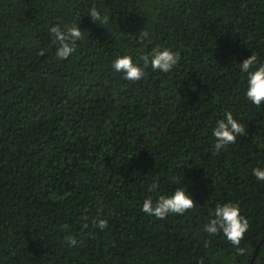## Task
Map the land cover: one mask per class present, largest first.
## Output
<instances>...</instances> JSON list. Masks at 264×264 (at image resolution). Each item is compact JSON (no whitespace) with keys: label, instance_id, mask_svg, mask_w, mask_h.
<instances>
[{"label":"trees","instance_id":"1","mask_svg":"<svg viewBox=\"0 0 264 264\" xmlns=\"http://www.w3.org/2000/svg\"><path fill=\"white\" fill-rule=\"evenodd\" d=\"M73 23L83 39L59 60L50 28ZM158 46L179 53L171 72H115ZM252 52L264 63V0H0V264H264V104L240 68ZM228 111L246 134L216 154ZM180 187L194 209L142 211ZM226 202L249 221L242 256L203 230Z\"/></svg>","mask_w":264,"mask_h":264},{"label":"clouds","instance_id":"2","mask_svg":"<svg viewBox=\"0 0 264 264\" xmlns=\"http://www.w3.org/2000/svg\"><path fill=\"white\" fill-rule=\"evenodd\" d=\"M93 21H100L106 24L109 20L107 15L101 12L93 5L88 13ZM53 37L52 42L57 45L55 56L59 60H65L73 55L77 50V42L83 39L82 30L79 25L73 23L65 24L63 28L57 24L50 28ZM141 39L149 38L147 31L141 32ZM143 66L133 62L131 55L118 56L113 61L115 72L122 73L123 78L136 82L145 78V69L150 65L153 70L163 73H169L179 62L180 55L170 48H154L150 55H143ZM241 72L247 74V90L246 97L257 107L264 104V63L259 61L256 53L252 54L240 63ZM246 134L245 127L238 122L231 111L225 113L224 119L217 121L216 127L213 129L215 138V153L219 154L222 149H226L230 144L236 143L237 137ZM253 175L257 180L264 181V168H253ZM179 180H177L178 182ZM176 182V183H177ZM159 188L158 182H153L150 191L155 192ZM196 202L184 187L177 188L170 196L159 195L154 202L151 197L144 200L142 211L149 216L164 220L171 215H183L185 212L194 209ZM95 227L104 230L108 226L105 219L95 221ZM87 227V224L84 225ZM249 229L248 219L241 215L240 207L236 203L226 202L217 203L211 211L208 222L204 225V232L211 236L223 234L226 239L236 248V255H245L247 249L241 247V241L244 239L245 233ZM66 243L72 247L77 244L74 236L66 237ZM209 242H205L207 246Z\"/></svg>","mask_w":264,"mask_h":264},{"label":"water","instance_id":"3","mask_svg":"<svg viewBox=\"0 0 264 264\" xmlns=\"http://www.w3.org/2000/svg\"><path fill=\"white\" fill-rule=\"evenodd\" d=\"M262 240H264V238H263ZM250 264H251V263H250Z\"/></svg>","mask_w":264,"mask_h":264}]
</instances>
